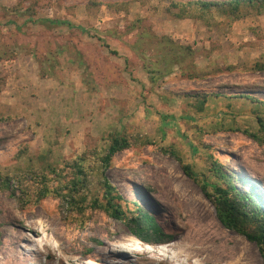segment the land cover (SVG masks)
Wrapping results in <instances>:
<instances>
[{
  "label": "rangeland",
  "instance_id": "rangeland-1",
  "mask_svg": "<svg viewBox=\"0 0 264 264\" xmlns=\"http://www.w3.org/2000/svg\"><path fill=\"white\" fill-rule=\"evenodd\" d=\"M170 1L0 0V264H99L106 241L148 252H128V264H159L184 234L208 240L214 262L262 264L252 242L221 226L180 164L211 182L207 166L217 161L264 209V141L242 132L256 130L264 104L239 95L264 101V16L247 5L237 15L211 8L205 23ZM193 91L207 94L200 113L184 95ZM115 130L129 146L104 172L96 160L78 174L71 202L65 162L86 146L101 154ZM83 158L87 168L93 158ZM102 180L124 216L145 210L165 240L146 247L124 220L91 211Z\"/></svg>",
  "mask_w": 264,
  "mask_h": 264
},
{
  "label": "trees",
  "instance_id": "trees-1",
  "mask_svg": "<svg viewBox=\"0 0 264 264\" xmlns=\"http://www.w3.org/2000/svg\"><path fill=\"white\" fill-rule=\"evenodd\" d=\"M170 5L177 9L179 15L185 17L194 16L205 23L210 19L211 8H216L217 11L221 12L227 11L231 15H237L239 7L247 5L253 8L258 14L264 16V0H186L185 2L172 0L170 1ZM44 21L52 24H64L69 27L73 26L69 22L62 20L45 19ZM74 27L83 31L81 27ZM256 67L255 70L260 69L259 64H256ZM145 69L149 75V82H154L156 77L153 71L148 70L147 67H145ZM164 73H167V71ZM184 95L191 99L189 103L195 108L197 113L203 111V106L207 98L205 92L193 91ZM216 95L219 94H217V92L213 93V96ZM239 95L251 102H260L264 104V101L254 100L248 94ZM254 120L256 130L249 131L243 129L242 132L249 138L261 143L264 141V118L254 114ZM181 136L184 137L183 135ZM128 146L129 142L126 135L115 130L107 136V145L102 149L101 154H98V149L95 146L90 148L86 146L81 156L66 161V168L69 169L68 172H71V176L68 180L70 188L67 189L71 196V202L74 201L72 198L73 195H78V188L81 186L79 184L78 174H85L89 168L94 166L96 160H98L102 168L101 172H104V169L109 166L111 157L116 152ZM84 154H88L90 158H93L90 163H86L89 165L87 168L83 162ZM180 168L187 177L199 183L202 194L211 203L215 216L221 226L234 231L243 236L247 241L252 242L256 246L262 264H264V209L260 197L250 186H247L245 189H238L233 184L232 178L228 174L229 171L225 170L222 165L215 160H209V165L207 166L208 176L212 178L211 182L206 180L207 175H203L202 178L198 180L196 173L192 171L188 164L181 163ZM4 180L8 181L9 177L6 176ZM16 184L19 188V181H17ZM101 188L102 199H92L89 208L91 211L101 212L107 216L124 220L128 225L130 233L141 241L154 242L165 240V234L149 213L136 207L135 211L129 217L124 216L118 203L120 198L112 193L113 189L111 186L105 180H102ZM23 193L24 192L19 189L18 195L20 196H17V198H21L24 195ZM42 193L44 194L43 191ZM13 194L14 192L11 191V195ZM71 204L73 205L72 210L75 211V216L81 215V205H79V203Z\"/></svg>",
  "mask_w": 264,
  "mask_h": 264
},
{
  "label": "bare ground",
  "instance_id": "bare-ground-1",
  "mask_svg": "<svg viewBox=\"0 0 264 264\" xmlns=\"http://www.w3.org/2000/svg\"><path fill=\"white\" fill-rule=\"evenodd\" d=\"M202 221H204V222L206 221V223H210V219L209 218H203ZM33 232H34L33 233L34 235H38V233H39L38 230H33ZM203 234L206 235V232H204ZM215 234H212V238L213 239H217L218 238L216 236L218 234V232H217L216 235ZM203 239L201 238V239H192L191 240V239L187 238V236L185 234L182 235L181 240H177L173 244L168 245V247H167L168 251L166 252V255L165 254L164 255L159 254L160 256L163 257V259H161L159 261V264H168V263L169 264H175V263L176 264H206L208 261L212 262L211 264H237L236 261H231V260L224 261V262H214V261H212L211 260L212 257L210 258V255L213 252V251H211L213 246H209L210 244L207 245L208 244V240L205 239V241H204ZM103 243L104 244L101 246V249L96 252V257H98V260L100 261L99 264H108V263L109 264H128L130 262L131 259H130V255H128V252H129L128 250H126V249H124V248H122L121 246H118V245H116L114 247V245H113L114 243H110L108 241L103 242ZM129 243H130V241L127 242L126 244L129 245ZM198 245H201V248H198L199 247ZM139 250H141V249L140 248L138 250H136V249L132 250L131 249V251L129 253L138 254V253L141 252ZM204 250H208L209 252L207 251V253L203 256L201 253ZM215 252H217V251H215ZM141 253L142 254H146L148 252L142 251ZM152 253L155 256L157 254L156 252H152ZM219 253H221V251ZM219 256H223V254L222 255L219 254ZM213 258H215V257H213ZM69 260H71L70 261L71 264H74L77 259L75 260V259L70 257ZM154 261L153 262L150 261V262L155 264ZM132 263H133V261H132ZM134 264H141V263L138 260V262H136Z\"/></svg>",
  "mask_w": 264,
  "mask_h": 264
},
{
  "label": "clouds",
  "instance_id": "clouds-1",
  "mask_svg": "<svg viewBox=\"0 0 264 264\" xmlns=\"http://www.w3.org/2000/svg\"><path fill=\"white\" fill-rule=\"evenodd\" d=\"M142 244H144V245H146L148 247V242H145V243H142ZM144 248H146V247H144Z\"/></svg>",
  "mask_w": 264,
  "mask_h": 264
}]
</instances>
